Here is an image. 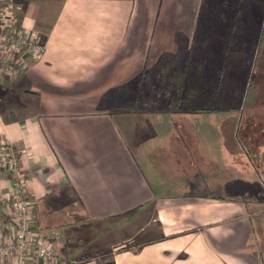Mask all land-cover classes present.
Returning <instances> with one entry per match:
<instances>
[{
    "label": "crops",
    "instance_id": "1",
    "mask_svg": "<svg viewBox=\"0 0 264 264\" xmlns=\"http://www.w3.org/2000/svg\"><path fill=\"white\" fill-rule=\"evenodd\" d=\"M214 2L7 0L45 51L1 86L0 146L21 150L33 232L61 261L264 264V36L237 109L170 111L171 96L139 95ZM197 56L174 64L199 59L205 74ZM15 175L0 172V195Z\"/></svg>",
    "mask_w": 264,
    "mask_h": 264
},
{
    "label": "built area",
    "instance_id": "2",
    "mask_svg": "<svg viewBox=\"0 0 264 264\" xmlns=\"http://www.w3.org/2000/svg\"><path fill=\"white\" fill-rule=\"evenodd\" d=\"M44 51L41 37L18 27L12 21L7 0H0V89L6 80L25 71L28 59H38ZM20 154L12 144L0 146V172L16 173L12 191L0 195V264H28L31 258L43 264H65L66 260L58 259L33 232L34 202L28 191L32 178L18 172Z\"/></svg>",
    "mask_w": 264,
    "mask_h": 264
},
{
    "label": "trees",
    "instance_id": "3",
    "mask_svg": "<svg viewBox=\"0 0 264 264\" xmlns=\"http://www.w3.org/2000/svg\"><path fill=\"white\" fill-rule=\"evenodd\" d=\"M235 26L233 24V31ZM257 41L240 39V48L232 51L231 59L221 62L214 85L205 82L201 60L189 59L183 68H179L174 64L173 54L163 53L155 68L159 82L171 96L168 110L211 111L241 107L255 66ZM223 51L226 54L228 50L223 48ZM142 76L145 81L149 80L147 72ZM65 264L69 261L66 260Z\"/></svg>",
    "mask_w": 264,
    "mask_h": 264
},
{
    "label": "rangeland",
    "instance_id": "4",
    "mask_svg": "<svg viewBox=\"0 0 264 264\" xmlns=\"http://www.w3.org/2000/svg\"><path fill=\"white\" fill-rule=\"evenodd\" d=\"M220 1V3L214 2L213 4L204 3V8L195 9V13L197 12L196 14L199 20L198 25L195 27V36L192 32L194 26L192 27L188 24L185 26V33L187 37L186 40L189 42H186L184 38L181 39V37L178 36L177 39L175 38V42H171L170 46V52H178L176 57L174 56V58H176L175 62L178 65H182L184 60L189 57L199 58L197 54L199 55V53H202L204 58V76L205 80L208 79L209 81H212L214 79L213 77L216 78L215 71L217 68H220L222 65L221 62L231 59L232 51L240 48L238 46L240 45V39L242 37L248 40L258 39L260 46L261 39L264 36V10L259 7V3H248L245 8L240 10L237 9L238 3L235 0ZM190 11L194 12V10ZM233 24L236 25L234 31ZM242 31L244 32L242 33ZM239 36L241 37L238 38ZM179 42H181V45H179ZM188 43H193L194 50L187 47ZM223 48L228 50L226 54ZM154 84L155 87H153ZM159 84H161L159 79H154L153 77V82L147 85L148 90L141 87L139 95L144 96L147 95L146 93H149V95H155L156 97L164 95L170 96V94H167L168 89L166 90L164 85L162 86ZM244 98L246 99V94L243 100ZM243 107L245 106L243 105ZM203 122H205V120H203ZM126 247H130V245H124L122 248L124 249ZM84 259L87 258L83 256L76 260H83L80 262V264H83L85 262ZM101 259L108 260V256H103ZM106 260L101 264H110L108 261L106 262Z\"/></svg>",
    "mask_w": 264,
    "mask_h": 264
}]
</instances>
